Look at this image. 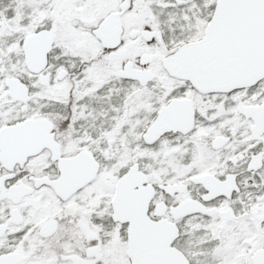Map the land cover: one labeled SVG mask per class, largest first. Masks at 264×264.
Masks as SVG:
<instances>
[{
  "label": "snow or ice",
  "instance_id": "snow-or-ice-1",
  "mask_svg": "<svg viewBox=\"0 0 264 264\" xmlns=\"http://www.w3.org/2000/svg\"><path fill=\"white\" fill-rule=\"evenodd\" d=\"M0 264H264V0H0Z\"/></svg>",
  "mask_w": 264,
  "mask_h": 264
}]
</instances>
